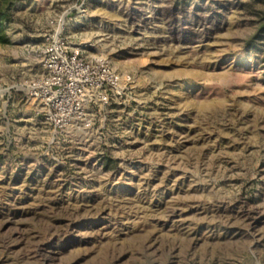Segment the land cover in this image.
<instances>
[{
	"label": "rangeland",
	"instance_id": "374dc122",
	"mask_svg": "<svg viewBox=\"0 0 264 264\" xmlns=\"http://www.w3.org/2000/svg\"><path fill=\"white\" fill-rule=\"evenodd\" d=\"M0 264H264V0L0 2ZM49 34L132 73L43 120Z\"/></svg>",
	"mask_w": 264,
	"mask_h": 264
},
{
	"label": "built area",
	"instance_id": "2783aa9c",
	"mask_svg": "<svg viewBox=\"0 0 264 264\" xmlns=\"http://www.w3.org/2000/svg\"><path fill=\"white\" fill-rule=\"evenodd\" d=\"M42 74L26 81L37 114L56 129L90 125L91 103L107 107L128 99L135 88L132 73L117 71L106 58L88 60L59 34H49L39 52Z\"/></svg>",
	"mask_w": 264,
	"mask_h": 264
},
{
	"label": "trees",
	"instance_id": "16d2710c",
	"mask_svg": "<svg viewBox=\"0 0 264 264\" xmlns=\"http://www.w3.org/2000/svg\"><path fill=\"white\" fill-rule=\"evenodd\" d=\"M2 1H7V0H0V2H2ZM3 14V12L2 11H0V15H2Z\"/></svg>",
	"mask_w": 264,
	"mask_h": 264
}]
</instances>
